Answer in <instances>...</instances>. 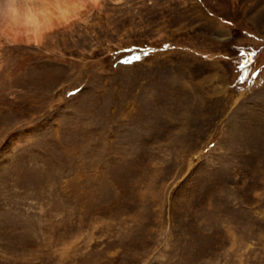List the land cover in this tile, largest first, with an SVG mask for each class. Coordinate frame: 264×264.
<instances>
[{
	"label": "rangeland",
	"instance_id": "obj_1",
	"mask_svg": "<svg viewBox=\"0 0 264 264\" xmlns=\"http://www.w3.org/2000/svg\"><path fill=\"white\" fill-rule=\"evenodd\" d=\"M85 3L0 32V264H264V0Z\"/></svg>",
	"mask_w": 264,
	"mask_h": 264
},
{
	"label": "bare ground",
	"instance_id": "obj_2",
	"mask_svg": "<svg viewBox=\"0 0 264 264\" xmlns=\"http://www.w3.org/2000/svg\"><path fill=\"white\" fill-rule=\"evenodd\" d=\"M87 1L97 2V0L8 1L0 11L3 20L0 32L8 40L40 43L48 30L79 15L80 8L85 6Z\"/></svg>",
	"mask_w": 264,
	"mask_h": 264
}]
</instances>
